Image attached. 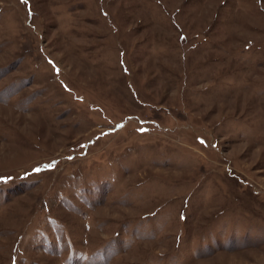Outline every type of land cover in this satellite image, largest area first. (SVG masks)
Returning <instances> with one entry per match:
<instances>
[{
  "label": "rangeland",
  "instance_id": "1",
  "mask_svg": "<svg viewBox=\"0 0 264 264\" xmlns=\"http://www.w3.org/2000/svg\"><path fill=\"white\" fill-rule=\"evenodd\" d=\"M0 264H264V0H0Z\"/></svg>",
  "mask_w": 264,
  "mask_h": 264
},
{
  "label": "snow or ice",
  "instance_id": "2",
  "mask_svg": "<svg viewBox=\"0 0 264 264\" xmlns=\"http://www.w3.org/2000/svg\"><path fill=\"white\" fill-rule=\"evenodd\" d=\"M23 3H27V0H22ZM37 171H39V169H37Z\"/></svg>",
  "mask_w": 264,
  "mask_h": 264
}]
</instances>
